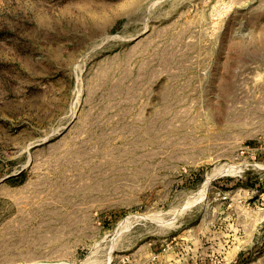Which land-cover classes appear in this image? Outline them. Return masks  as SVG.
<instances>
[{"label":"rangeland","instance_id":"rangeland-1","mask_svg":"<svg viewBox=\"0 0 264 264\" xmlns=\"http://www.w3.org/2000/svg\"><path fill=\"white\" fill-rule=\"evenodd\" d=\"M0 264H264V0H0Z\"/></svg>","mask_w":264,"mask_h":264},{"label":"bare ground","instance_id":"bare-ground-1","mask_svg":"<svg viewBox=\"0 0 264 264\" xmlns=\"http://www.w3.org/2000/svg\"><path fill=\"white\" fill-rule=\"evenodd\" d=\"M230 171H232V170H229V172ZM228 172V173H229ZM236 173V171H232V173ZM238 172V171H237ZM240 173V172H239ZM219 174H224V172L223 171H221ZM213 177H214V175H213ZM212 177V175L211 174H207V177H206V179L204 180V182H203V184L201 185V187H200V189H199V194L197 193L195 196H196V199L198 200V198L200 199V197L202 196V194L204 193V191H205V189L207 188V186L209 185V182L211 181V179L213 178ZM207 190V189H206ZM204 195H205V193H204ZM204 195H203V197H204ZM202 199V198H201ZM200 199V200H201ZM197 200H195V201H197ZM199 201V200H198ZM141 218V217H140ZM125 223V222H124ZM121 226V225H120ZM122 226H123V224H122ZM120 229V228H119ZM122 229V228H121ZM120 229V230H121ZM126 229V228H125ZM120 230H118V232L120 231ZM122 231V230H121ZM120 231V232H121ZM119 233H117V234H115V236L116 235H118Z\"/></svg>","mask_w":264,"mask_h":264}]
</instances>
